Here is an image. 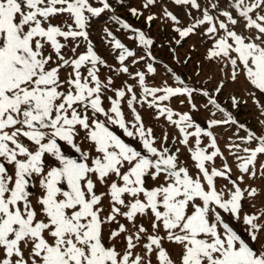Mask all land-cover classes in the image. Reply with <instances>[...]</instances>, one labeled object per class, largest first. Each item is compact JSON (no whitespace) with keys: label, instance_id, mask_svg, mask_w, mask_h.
<instances>
[{"label":"snow or ice","instance_id":"obj_1","mask_svg":"<svg viewBox=\"0 0 264 264\" xmlns=\"http://www.w3.org/2000/svg\"><path fill=\"white\" fill-rule=\"evenodd\" d=\"M0 264H264V0H0Z\"/></svg>","mask_w":264,"mask_h":264},{"label":"rangeland","instance_id":"obj_2","mask_svg":"<svg viewBox=\"0 0 264 264\" xmlns=\"http://www.w3.org/2000/svg\"><path fill=\"white\" fill-rule=\"evenodd\" d=\"M126 3L128 5H131V6L139 7L141 0H126ZM173 10L176 11L177 13H180L179 9H173ZM153 11L158 12L159 8H154ZM117 15L122 16L124 19L129 20V22H131V23H136L137 26H140V27L144 26L143 21L137 22L129 16L126 7H120ZM94 23H95V27L93 29L92 38H93L94 42L96 43L98 50L102 54L106 55L105 49H104L103 44L101 42L102 33L100 31V29L102 28V26L104 24V21L100 20V21L94 22ZM161 28H162V25L159 22L154 23L152 30H151L152 35L156 36L160 40H163L164 37L172 35L170 30L161 31ZM117 34L120 36V38L122 40L124 39V36L122 33H117ZM125 42H127V41H125ZM191 43H192V41H188L187 43L184 44L183 47H180L177 49L178 55L180 56L181 59H183L186 54L192 56V60L186 66L176 65L174 63V61L172 60V57L169 55L167 48H164V49L157 48L156 54H157V56L162 57L165 62H168L171 66H173L178 73L183 74V76H185V77L191 76L194 82L195 81H205V80H209V78H214L211 80V82L208 83L209 88H214L215 87V80H218L220 78V74H219L218 69H217L215 64L206 62L203 59L207 45H197L198 51L197 52H190L189 51V44H191ZM109 59L111 62V58H109ZM198 62L202 64V68L199 69L201 71V75L199 77H196L194 75V73L198 70L197 69V63ZM160 79H161V77H157L156 82L159 83ZM169 82L171 83V81H169ZM231 87L232 86H229L228 89H225L224 94L221 96L222 101L224 99H226V97L228 96V92L230 91ZM172 106L174 108H177V110H179V111H187L186 107L179 106L176 101L172 102ZM255 115H256L255 108L253 105H251V103H249L248 107H243L240 110L241 121L242 122L251 121L250 126L253 128L256 127ZM197 119L199 121H201V123H203V116L202 115L197 116ZM145 121H146V123L149 122V115L147 113H145ZM167 130L172 134L175 133V130L172 128H168ZM217 131L219 132L221 130H217ZM159 134H160L159 127H157V135H159ZM221 146L223 147V144ZM186 157H187V154L185 153L184 157H182V158H186ZM230 163H231V161H230ZM249 182L251 183V181H249ZM257 183H259V182H257ZM257 203L259 204V201ZM245 207L247 209L248 205L246 204Z\"/></svg>","mask_w":264,"mask_h":264}]
</instances>
